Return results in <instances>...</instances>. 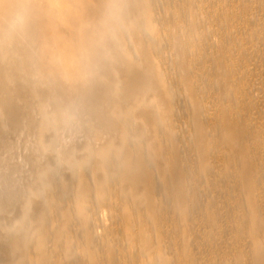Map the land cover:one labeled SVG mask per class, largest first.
<instances>
[{
	"label": "bare ground",
	"instance_id": "obj_1",
	"mask_svg": "<svg viewBox=\"0 0 264 264\" xmlns=\"http://www.w3.org/2000/svg\"><path fill=\"white\" fill-rule=\"evenodd\" d=\"M0 264H264V0H0Z\"/></svg>",
	"mask_w": 264,
	"mask_h": 264
}]
</instances>
